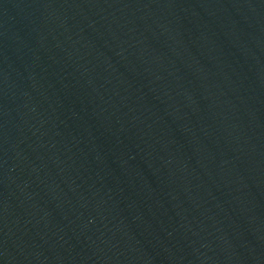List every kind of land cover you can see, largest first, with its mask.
<instances>
[{"label":"water","instance_id":"95a60500","mask_svg":"<svg viewBox=\"0 0 264 264\" xmlns=\"http://www.w3.org/2000/svg\"><path fill=\"white\" fill-rule=\"evenodd\" d=\"M0 264H264V0H0Z\"/></svg>","mask_w":264,"mask_h":264}]
</instances>
